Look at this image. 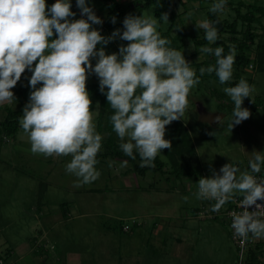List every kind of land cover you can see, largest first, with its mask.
<instances>
[{"label":"rangeland","instance_id":"obj_1","mask_svg":"<svg viewBox=\"0 0 264 264\" xmlns=\"http://www.w3.org/2000/svg\"><path fill=\"white\" fill-rule=\"evenodd\" d=\"M240 1L264 7V0H226L220 17L233 22L236 14L231 7ZM70 2L73 4L76 0ZM86 2L102 20L101 25H93L101 35L109 37L117 29L123 32L121 20L112 30L105 28L108 10L101 0ZM216 2L174 0L179 15L175 23L160 22L155 16V7L143 8L132 15L156 19L159 33L172 27L171 35L180 46L178 51L200 78L199 85L190 91L185 115L179 120L190 134L196 151L195 157L186 154L181 163L196 166L199 177L176 180L170 175L161 177L157 172L148 171L145 177L138 178L130 159L104 158L107 150L103 143L110 131L99 104L92 115L96 131L103 138L96 164L101 175L90 184L75 186L77 178L66 172L70 156L46 158L32 154L21 127L14 137L0 135V257L7 260V250L12 249L11 261L19 264L22 260L28 264H264V252L254 249L246 251L240 262L229 223L224 218L212 219V201L194 196L200 178H211L213 172L219 173L222 166L230 163L240 172H250L252 153H264V73H257L255 64L244 70L233 66L230 82L237 84L243 78L254 91L242 105L250 111V118L231 131L228 124L234 103L223 91L228 86L200 76L201 67L215 64L205 65L208 55L199 49L206 45L197 44L205 38V33L196 25L209 21L208 13ZM71 11L76 13L73 19H86L77 6ZM244 28L239 24L238 35H225V43L235 48L243 41ZM254 31L258 38L251 47L252 58L258 44H264V19ZM121 45L126 46L127 42L117 37L104 46L106 54L118 53ZM91 63L94 67L96 60L92 59ZM24 74L30 79L31 72L26 70ZM91 84L99 85L94 73L86 81V86ZM11 91L15 99L2 106L21 111L23 115L27 103L23 105L17 99L15 87ZM220 105L225 106L223 110ZM1 110L2 120L5 110ZM217 115H223L220 123L212 121ZM100 123L101 131L98 130ZM112 134L120 149L121 141ZM159 155L164 162L168 161L163 150ZM260 172L264 173V166ZM184 197H188L187 201ZM195 209L200 213L196 214Z\"/></svg>","mask_w":264,"mask_h":264},{"label":"clouds","instance_id":"obj_2","mask_svg":"<svg viewBox=\"0 0 264 264\" xmlns=\"http://www.w3.org/2000/svg\"><path fill=\"white\" fill-rule=\"evenodd\" d=\"M225 2L218 0L210 11L223 12ZM76 6L86 19H73L76 13L70 0H56L50 7L46 0H0V105L13 102L11 89L26 70L31 72L32 90L19 125L32 154L71 157L66 172L77 178L79 187L101 175L96 164L103 138L93 123L92 100L86 90L89 74L98 78L99 91L112 110L109 122L121 141V151L133 160L138 154L141 167L153 166L162 150L171 149V141L165 139L166 126L184 117L190 91L200 78L183 53L161 37L156 19L128 15L122 33L117 29L105 37L93 28L102 20L86 0H76ZM160 20L168 22V14ZM196 27L204 30L209 44L218 39L212 22L205 20ZM117 37L127 45H121L118 53L106 54L104 46ZM199 52L216 58L215 65L199 69L200 76L215 73L222 85L231 81L235 49L224 55L222 47L201 46ZM223 91L234 103L231 131L250 118L242 105L254 88L241 78ZM252 156L250 172L225 164L211 178H200L194 193L197 199L215 201L213 212L239 194L242 211L232 213L231 228L242 240L264 238V204L258 203L264 201V180L254 175L264 166V153L254 151ZM253 206L255 210L249 211Z\"/></svg>","mask_w":264,"mask_h":264},{"label":"trees","instance_id":"obj_3","mask_svg":"<svg viewBox=\"0 0 264 264\" xmlns=\"http://www.w3.org/2000/svg\"><path fill=\"white\" fill-rule=\"evenodd\" d=\"M103 5L107 8V13L105 15V23L104 26L107 30H112L115 27V23L118 20H121V23L128 15H133L135 13H140L143 8H150L155 7V16L160 22H164L160 20L162 14H168V20L175 23L178 19V14L173 5L174 0H142L141 2H129V3H122L118 0H101ZM180 2H190L193 0H179ZM56 0H46V4L50 7ZM72 7L76 6V2L71 4ZM236 14V18L233 22H229L225 19L220 17L219 13H208V20L212 22L213 26L218 30V39L215 43L209 44V42L203 38L202 40L198 41V46L204 44L207 47H222L224 50V55L229 54L230 49H235V63L234 67L238 70L248 69L252 64L256 66L257 73H264V44L259 43L257 46V51L254 54L253 58L249 56L251 54V47L255 44L257 40V33H255V29L257 25L262 24V20L264 19V7L258 5V3L246 5L244 2L240 1L237 5L234 4L231 7ZM245 11H244V10ZM113 19H115V23H113ZM239 24H242L245 27V31L243 33V41L241 43H237L235 48H232L230 45L225 43V35L232 34L236 36L238 35L239 31ZM172 27L167 32H160L162 38H166L171 41L170 47L179 50L180 46L174 42V39L171 35ZM208 55V54H207ZM216 58L214 56L208 55V61L205 63L206 66L209 64H215ZM200 67V64H197ZM203 76L210 77L219 82L218 78L216 77L215 73L208 74L205 73ZM29 78L22 74L21 80L15 86L16 88V95L17 99L24 104L29 102V95L31 92V87L29 85ZM236 84H232L228 82L224 84V86H235ZM42 85H38L40 87ZM86 90L88 91L90 98L92 100V108L91 111H94L97 104L100 105L102 108L103 114L105 113L106 116V127L110 131V136L106 140L105 144L107 152L103 156L104 158L110 156L111 158H128L133 164L134 173L137 177H145L148 171L159 173L161 177L166 175L173 176L176 180H181L183 178H195L197 179L200 175V171H198L196 166L190 165H182L181 160H185L184 156L188 154L190 157L196 156V151L193 145V140L190 134L187 132L186 128L181 124V122L174 121L170 125L166 126V135L165 139L171 141V149L163 150L167 157V162H164L160 155L158 154L156 159L153 162V167H141V159L138 154H136V159H131L123 154L121 149H118L116 144L114 143L113 139V130L112 126L109 122V117L112 114V110L110 106H108L106 96L99 91V85L91 84L86 86ZM107 91V89L105 90ZM216 91V89H215ZM225 106L220 105V109L223 110ZM4 108L5 115L4 118L1 120L0 118V135L14 137L19 129V120L22 117L21 111H16L10 108L9 106L3 107L0 105V115L1 109ZM102 124L100 123L98 126V130L101 131ZM112 134V135H111ZM99 160V159H97ZM169 166V169L166 170V167ZM262 173V172H259ZM167 181H170L166 178ZM212 205L215 204L213 200ZM226 208H230L229 204L226 203L219 211L222 212L226 210ZM212 211V210H211ZM210 212V211H209ZM213 212V211H212ZM195 213H200L199 209H195ZM215 213V212H214ZM217 219V218H214ZM251 250V249H250ZM255 251L261 249L260 246H257ZM253 251V250H252ZM3 259L0 257V260ZM5 261V259H3ZM251 263V262H250ZM254 263V262H252ZM251 263V264H252Z\"/></svg>","mask_w":264,"mask_h":264},{"label":"built area","instance_id":"obj_4","mask_svg":"<svg viewBox=\"0 0 264 264\" xmlns=\"http://www.w3.org/2000/svg\"><path fill=\"white\" fill-rule=\"evenodd\" d=\"M258 180H264V173H255L254 174ZM242 199V197L238 194L234 197L233 200L227 202L229 204L230 208H226V210H223L220 213H214V215H211L212 219L214 218H224L228 223L231 231V239L235 245V247L238 250L239 253V259L240 262L245 256V252L250 249H256L257 246H260L262 250H264V238L261 239H255L249 236L248 239L242 240L240 237H237L234 235L233 230L231 228L232 224V213H240L242 209L239 206V201ZM215 202V201H214ZM258 203L264 204V201H258ZM255 207L249 209V211H254ZM209 213V212H206ZM205 213V214H206ZM0 264H5V261L3 259L0 260Z\"/></svg>","mask_w":264,"mask_h":264},{"label":"crops","instance_id":"obj_5","mask_svg":"<svg viewBox=\"0 0 264 264\" xmlns=\"http://www.w3.org/2000/svg\"><path fill=\"white\" fill-rule=\"evenodd\" d=\"M13 254V250L12 249H10V250H7V253H6V255H7V257H8V259L7 260H5V264H19V262L18 263H16V261H11V258H12V255ZM11 261V262H10ZM76 262H78L77 260H75ZM79 263V262H78ZM21 264H28L26 261H24V260H22L21 261Z\"/></svg>","mask_w":264,"mask_h":264},{"label":"water","instance_id":"obj_6","mask_svg":"<svg viewBox=\"0 0 264 264\" xmlns=\"http://www.w3.org/2000/svg\"><path fill=\"white\" fill-rule=\"evenodd\" d=\"M217 117H221V119H222L223 118V115H217L215 118H213L212 121L218 123L217 120H216Z\"/></svg>","mask_w":264,"mask_h":264}]
</instances>
